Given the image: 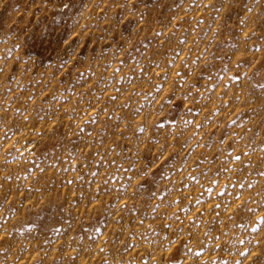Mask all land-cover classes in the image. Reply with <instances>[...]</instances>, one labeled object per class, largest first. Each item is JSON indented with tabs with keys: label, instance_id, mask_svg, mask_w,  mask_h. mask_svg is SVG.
<instances>
[{
	"label": "rangeland",
	"instance_id": "1",
	"mask_svg": "<svg viewBox=\"0 0 264 264\" xmlns=\"http://www.w3.org/2000/svg\"><path fill=\"white\" fill-rule=\"evenodd\" d=\"M0 264H264V0H0Z\"/></svg>",
	"mask_w": 264,
	"mask_h": 264
}]
</instances>
